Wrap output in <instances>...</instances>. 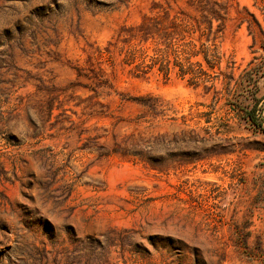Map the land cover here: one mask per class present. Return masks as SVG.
Here are the masks:
<instances>
[{
	"label": "rangeland",
	"instance_id": "374dc122",
	"mask_svg": "<svg viewBox=\"0 0 264 264\" xmlns=\"http://www.w3.org/2000/svg\"><path fill=\"white\" fill-rule=\"evenodd\" d=\"M166 13L244 81L132 74ZM253 95L264 129V0H0V264H264Z\"/></svg>",
	"mask_w": 264,
	"mask_h": 264
},
{
	"label": "trees",
	"instance_id": "16d2710c",
	"mask_svg": "<svg viewBox=\"0 0 264 264\" xmlns=\"http://www.w3.org/2000/svg\"><path fill=\"white\" fill-rule=\"evenodd\" d=\"M166 18L173 29L165 28L161 32V38L165 40L163 48L156 45L149 53V46L136 48V45L125 52L123 62L131 64V73L145 76L156 68L164 77L174 71L195 86L213 87L217 81L229 86L234 80L233 68L230 73L227 72L230 66L229 60H226L222 69L224 54L216 43L218 31L212 30V22H207L205 26L197 23L190 30L183 19L176 22L169 17V13H166ZM244 74L246 71L234 80L236 85L244 81ZM239 111L247 124L264 132L261 97L253 95L252 101L239 107Z\"/></svg>",
	"mask_w": 264,
	"mask_h": 264
}]
</instances>
